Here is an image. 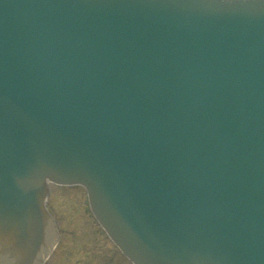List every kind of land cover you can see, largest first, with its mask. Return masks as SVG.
<instances>
[{
	"label": "water",
	"instance_id": "1",
	"mask_svg": "<svg viewBox=\"0 0 264 264\" xmlns=\"http://www.w3.org/2000/svg\"><path fill=\"white\" fill-rule=\"evenodd\" d=\"M47 181L135 264H264V0H0V264Z\"/></svg>",
	"mask_w": 264,
	"mask_h": 264
},
{
	"label": "rangeland",
	"instance_id": "2",
	"mask_svg": "<svg viewBox=\"0 0 264 264\" xmlns=\"http://www.w3.org/2000/svg\"><path fill=\"white\" fill-rule=\"evenodd\" d=\"M47 204L55 212L61 235L42 264H127L118 256L108 258L112 247L92 222L82 189L54 187Z\"/></svg>",
	"mask_w": 264,
	"mask_h": 264
}]
</instances>
